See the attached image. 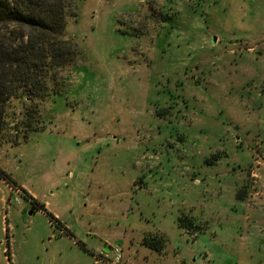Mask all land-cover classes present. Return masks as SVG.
Masks as SVG:
<instances>
[{
	"label": "rangeland",
	"instance_id": "rangeland-1",
	"mask_svg": "<svg viewBox=\"0 0 264 264\" xmlns=\"http://www.w3.org/2000/svg\"><path fill=\"white\" fill-rule=\"evenodd\" d=\"M65 12L39 95L6 106L0 264H212L264 247V0Z\"/></svg>",
	"mask_w": 264,
	"mask_h": 264
},
{
	"label": "trees",
	"instance_id": "trees-1",
	"mask_svg": "<svg viewBox=\"0 0 264 264\" xmlns=\"http://www.w3.org/2000/svg\"><path fill=\"white\" fill-rule=\"evenodd\" d=\"M66 20L65 0H0V143L8 102L20 91L24 95H39L37 86L45 78L41 76L56 63L53 40L66 30ZM24 29L37 37L31 35L25 42ZM13 35L16 41L12 40ZM0 179L11 186L16 184L1 167ZM34 207L46 213L51 222L56 221L35 201Z\"/></svg>",
	"mask_w": 264,
	"mask_h": 264
},
{
	"label": "crops",
	"instance_id": "crops-1",
	"mask_svg": "<svg viewBox=\"0 0 264 264\" xmlns=\"http://www.w3.org/2000/svg\"><path fill=\"white\" fill-rule=\"evenodd\" d=\"M62 234V233H61ZM66 236H60L62 237L63 240H66ZM244 250V251H243ZM242 252L238 253L239 256L236 258H222L220 260H215L212 262V264H264L263 259L264 258V247L262 246L258 248L257 247H252V248H245L243 249ZM192 254L188 253L187 255L181 257L179 256L174 262L180 261L181 264H208L207 261L201 257L199 254L193 253V257L191 256ZM194 256L198 257L199 262L194 260ZM145 257V254H144ZM100 262V261H99ZM131 263V262H130ZM133 264V262H132Z\"/></svg>",
	"mask_w": 264,
	"mask_h": 264
}]
</instances>
